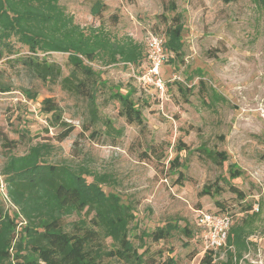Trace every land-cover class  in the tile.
Wrapping results in <instances>:
<instances>
[{
  "label": "rangeland",
  "instance_id": "rangeland-1",
  "mask_svg": "<svg viewBox=\"0 0 264 264\" xmlns=\"http://www.w3.org/2000/svg\"><path fill=\"white\" fill-rule=\"evenodd\" d=\"M108 9L99 17L91 14L90 0H59L75 23L84 30L102 26L112 39L131 37L143 44L145 59L139 66L102 60L91 63L101 71L109 85H122V90L135 88V99L142 107L145 127L130 125L119 115L118 102L104 103L108 94L103 88L99 94L100 111L109 117L118 136L106 133L102 126L100 137L92 130L82 133L83 124L89 121L87 104L71 97L60 84L44 83L35 79L21 66L7 63L8 58L26 54L16 37L8 42L11 49L20 53L9 54L4 49L0 58V81L11 84V92L0 91V172L11 153L24 154L31 144L49 142L55 148L48 157L50 162L81 163L93 172L111 174L112 183H104L107 193H117L122 201L131 204L134 220L131 223V240L138 245L144 230H152L170 223L175 226H197L202 211H216L230 217L231 223L245 215L243 208L253 203L260 210L255 232L249 236V249L237 264H264V14L253 0H177L182 14L183 50L178 58L165 54L160 66L164 89L147 82L143 76L151 65L150 42L153 37L164 41L166 0H102ZM165 53V52H164ZM67 53L52 52L48 59L59 63L68 73ZM211 93V87L222 99L202 101L198 88L186 101L178 91L176 81L184 85L198 84L201 76ZM193 78V79H191ZM38 93L36 102L52 97L62 107L63 119L75 126L63 142L58 141L59 126H50L49 120L32 111L26 104L20 88ZM103 102V103H102ZM209 103L212 105L209 106ZM31 109V110H29ZM25 120V124L23 121ZM26 128V129H25ZM100 130V126L97 127ZM19 140V146L10 150L3 135ZM228 152L223 165L214 162L201 148ZM179 156L180 166L171 163ZM236 164L244 174L229 178L230 164ZM89 182L93 176H87ZM236 185L246 195L239 198L231 189ZM220 188V192L205 193V189ZM5 191V188H4ZM4 206L13 214L15 207L7 200ZM259 208V209H258ZM76 215L68 218L71 224ZM147 246L163 250L162 259L175 256L179 264H201L205 250L203 238L188 237L179 228L168 241L153 242ZM108 249L114 248L110 239ZM170 249H173L171 252ZM142 250V249H140ZM225 257L220 250L216 263ZM160 256L157 255V262ZM102 264H123L106 257Z\"/></svg>",
  "mask_w": 264,
  "mask_h": 264
},
{
  "label": "trees",
  "instance_id": "trees-1",
  "mask_svg": "<svg viewBox=\"0 0 264 264\" xmlns=\"http://www.w3.org/2000/svg\"><path fill=\"white\" fill-rule=\"evenodd\" d=\"M90 1L94 17L108 9L102 0ZM166 1L165 10L171 14H164L163 50L178 58L183 50V17L178 11L177 0ZM223 1L228 4L235 0ZM253 1L264 14V0ZM12 37L27 47L28 53L8 58L9 65L21 66L41 82L60 84L68 95L86 102L89 121L83 124L82 133L93 129L92 135L100 137L102 126L108 134L120 136L123 133L115 128L109 117L101 114L99 94L103 88L108 89L102 100L104 103L118 102L119 115L128 124L145 127L142 107L134 97L135 88L124 92L121 84L110 86L101 71L91 64L102 60L105 64L121 62L139 66L146 56L143 44L131 37L112 39L102 26L84 30L59 0H0V44L9 49V54L20 53L11 49L8 41ZM3 50L0 47V58L5 55ZM52 52L67 53L68 73L59 63L47 58ZM195 73L201 76L198 84L184 85L176 81L178 91L186 101L196 88L203 102L222 99L215 88L211 87L209 92L202 70L197 69ZM162 82L165 86V80ZM12 90L11 84L0 81L2 93ZM20 92L26 104L33 105L32 111L47 118L50 126L60 127L59 142L75 130L73 124L63 119L62 107L52 97L34 103L38 99L37 92L26 87H21ZM22 121L25 124V120ZM3 139L11 151L19 146V140L9 139L6 134ZM54 148L49 142L38 141L24 154L7 156L0 172V264H102L106 257L116 258L123 264H179L175 256L163 260V250L155 251L145 240L168 241L177 228L188 237L195 235L202 239L201 230H193L189 224L179 227L166 223L144 230L141 242L136 245L131 240V223L135 218L133 206L124 203L117 193H107L103 187L104 183H112L111 174L93 172L81 163L50 162L48 157ZM201 151L219 165L229 159L226 151L207 147ZM171 163L180 166L179 156ZM243 174L240 167L230 164V179L240 178ZM87 176H93L94 180L89 182ZM230 189L245 199L246 195L236 185L231 183ZM204 192L215 195L220 188L212 190L211 187ZM7 200L15 207L13 214L4 206ZM260 210L255 211L253 203L246 204L242 210L245 215L232 222L226 244L206 250L201 264H217L215 260L220 250H225V257L218 264H237L249 249L248 239L257 229L255 223ZM74 215L78 219L69 224L68 218ZM109 239L114 245L112 249L107 247ZM202 244L204 246V242Z\"/></svg>",
  "mask_w": 264,
  "mask_h": 264
},
{
  "label": "built area",
  "instance_id": "built-area-1",
  "mask_svg": "<svg viewBox=\"0 0 264 264\" xmlns=\"http://www.w3.org/2000/svg\"><path fill=\"white\" fill-rule=\"evenodd\" d=\"M150 45L149 58L151 65L143 78L145 81H150L160 87V89H163V82L160 77V66L165 59L163 40L158 37H153ZM231 224L230 217L227 215L202 211L198 216L197 226L201 230L204 250L216 249L225 245Z\"/></svg>",
  "mask_w": 264,
  "mask_h": 264
}]
</instances>
